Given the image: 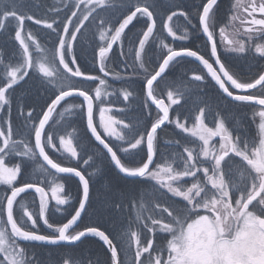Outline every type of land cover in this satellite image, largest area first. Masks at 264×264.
Here are the masks:
<instances>
[{
    "label": "trees",
    "instance_id": "1",
    "mask_svg": "<svg viewBox=\"0 0 264 264\" xmlns=\"http://www.w3.org/2000/svg\"><path fill=\"white\" fill-rule=\"evenodd\" d=\"M130 0H105L103 10L97 8L93 13L97 19L84 29L89 37L88 43L77 49V63L81 65L82 70L87 69L88 74L102 75L99 72L98 47L103 46L100 40V31L98 28L100 21H105V27L109 30L108 35L114 34L112 31L118 27L123 18L135 10L129 8ZM132 3L137 0H131ZM207 0H143L142 6L152 5L149 9L153 11V19L156 21L153 36L146 44L140 57H136L139 51L138 40L142 36V31L146 30L147 24L151 23L147 17L134 19L133 23L125 29L121 40L113 46L109 58L105 61L106 72H112V75L104 77L107 79V85L101 86L98 81L83 83L79 79L67 80L64 72L60 71L61 65L51 61V53L55 47H58V41L55 32L45 27L44 23L36 24V20L54 23V28L62 30V23H66L71 16L72 11H77V15L84 12L87 5L80 3L79 9L75 7L77 0H0V9L15 4L20 9L21 14L31 16L32 19H25L23 29H19L15 20L5 22L6 27L0 29V87L9 83V77L13 69H21L26 55L23 46L16 38V32L21 31L22 35L28 39L29 54L32 62L35 57L44 58L48 67L55 74V81L52 78L44 76L39 71L37 65L27 69L28 75L23 79H18L6 92V97L10 105H5L0 110V130L12 129L11 141L15 142L14 152L5 157V163L12 167L17 163L21 164V173L13 185H7L0 182V204L3 205V211H0V217L5 225V231L9 234L11 241L17 249H24L25 264L34 261L35 264H112L111 254L102 240L95 236L85 237L76 244H56L46 245L36 241H22L11 234V225L6 223V199L11 195L12 187H21L24 183H39L49 193V207L47 217L49 222L54 225L66 223L75 209L79 206V200L82 198V184L72 176L59 175L48 169L41 161L37 148L35 147L34 125L38 126V121L43 116L48 105L59 93V81L80 85L83 84V90L89 91L95 101L94 122L100 134L108 140L114 148H127V141L134 142L138 138L137 133L150 130L151 122H154L161 113L154 108L147 100L146 86L144 77L147 73H154L158 70L159 64L167 55L169 47L179 50L180 48H190L200 52L206 59L212 60L210 45L202 33L199 15L202 14L203 5ZM237 0H219L214 8L215 27L211 28L214 32V39L217 43V49L221 61L228 64L232 74L241 82H253L264 71V53L260 60L257 59V69L253 65L244 64L239 53L231 52L227 55L225 45L227 40L225 34L248 33L249 27L239 20H227V17L237 18L239 9L236 7ZM171 22L167 17L172 13ZM181 13H187V17ZM75 21V17H72ZM92 19V17H90ZM189 21H191L189 23ZM87 23V22H86ZM171 24L176 36L173 37L167 31V24ZM247 26V25H246ZM220 28H224V35L219 33ZM71 31V28H70ZM258 32V31H256ZM187 36V39L184 37ZM39 43L40 47L36 45ZM264 46V39L256 40V44ZM253 46L245 47V54L249 55ZM231 57L233 64L227 63L228 57ZM58 59V57H57ZM179 62H173L166 73L160 78L153 88V94L158 99H164L167 104L171 101L167 98L169 91L176 92L178 89L182 92L179 97V105H171L169 122L157 132L155 162L151 170L155 171L157 165H171L176 172L184 170V161L187 154L183 151L185 147L193 150L194 156L200 152L202 142L192 133H186L179 129L174 121L178 118L186 127L191 128L195 123L194 117L199 115L198 109H205V123L209 127H214L219 119L223 117L226 126L233 131V135H241L248 141V149L259 147L261 138L258 130V121L254 119L253 113L259 107L246 103L233 101L220 90L218 85L210 78L206 70L194 59L189 57L178 58ZM259 60V62H258ZM127 61V63H124ZM141 61L143 68L140 67ZM95 64V67L93 66ZM243 65V72H239L236 66ZM71 66V65H70ZM115 73H120L117 77ZM194 74L203 75L204 81H195ZM101 88L102 96L99 100L95 98V89ZM64 90H68L65 88ZM132 93L127 100L124 99V91ZM256 95H264L260 89L252 92ZM175 98V97H174ZM103 101V103H101ZM147 101V103H145ZM84 104L79 97H71L64 100L51 121L49 122L45 134V150L54 160L63 167H76L84 172L90 181V197L86 207V212L79 222L71 229L82 231L86 227H99L105 231L117 249L122 264H132L135 258L137 248V236L140 238V247L145 246L147 239L153 237L147 233L141 224L146 222V218L152 216L158 219L154 210L155 204L159 203L166 207L168 203H182V198L174 197L167 189L163 188L156 180H145L144 178H128L120 174L113 165L108 153L93 138L87 128L86 107L81 109L76 107ZM101 107L110 108L108 116H113L117 121H123V124H117V131L124 134V141H120L116 136H108L99 124V109ZM31 112L32 118L29 119L28 113ZM218 114V115H217ZM131 129L132 131H129ZM52 136V144H47L46 137ZM72 139L73 145L77 148L78 158L70 157L63 146L59 144V137ZM0 138V143H2ZM31 149L35 155L22 156L21 154ZM89 155L93 160L88 165L83 164V160ZM121 160L126 166H139L146 161L147 149L146 143L142 144L136 150H130L124 154L118 151ZM232 154H230L231 156ZM202 163L198 167H209L211 174V158H205L203 155L197 156ZM227 159V158H226ZM239 157H235L232 163L233 179L241 184L248 183L244 180L250 178L249 172L255 175L250 167H245L246 162L241 163ZM222 162V167H223ZM243 173V176L241 175ZM227 178V177H226ZM197 179L204 183L206 177L202 173L197 174ZM194 182L191 177L173 182V186L184 190L190 187ZM58 183L64 184V191L59 193L61 196L71 197L67 205H58L55 197L51 194L52 188ZM209 185H207L208 188ZM160 189H163L161 193ZM23 205V208L21 207ZM26 211H31L37 220V225L33 227L30 221L21 222V216ZM39 213V194L35 191H25L17 197L13 206L14 219L20 227L25 230H39L41 235H53L51 229L43 224ZM142 216L145 219H138ZM170 236L167 233L158 231L155 234V240L160 245L166 246ZM155 247V244H154ZM155 255V253H153ZM147 254L141 256L144 260ZM0 262L10 264L5 254L0 253Z\"/></svg>",
    "mask_w": 264,
    "mask_h": 264
},
{
    "label": "snow or ice",
    "instance_id": "2",
    "mask_svg": "<svg viewBox=\"0 0 264 264\" xmlns=\"http://www.w3.org/2000/svg\"><path fill=\"white\" fill-rule=\"evenodd\" d=\"M80 3L87 5L84 12L77 15V11H72L71 16L67 22L62 23V30L54 28V23H48L46 21L36 20V24L44 23L47 29L55 32L58 47H55L51 53V61L62 68L60 71L64 72L67 80L79 79L83 83L98 81L99 85L106 86L107 77L112 75V72H106L105 61L109 58V53L113 50V45L117 44L121 40L122 34L134 19H138V14L141 17H147L151 20V23L147 24L146 30L142 31V36L138 40L139 51L136 52V57H140V53L144 51L146 44L149 43L150 38L153 36L154 28L156 25L155 19H153V11L149 9L152 5L142 6L143 0H137V2H129V8L134 7L135 10L130 11V14L126 15L118 27H115L112 31L114 34L109 36L108 29L105 27V21L101 20L98 28L102 29L99 33L100 40L103 41V46L98 47L99 72L102 75L88 74V70H82L81 65L77 63V49L83 47L89 41V37L84 29L88 28L93 20L97 19L93 16V13L97 8L105 6V0H77L75 7L79 9ZM218 5V0H207L203 5L202 14L199 15V20L202 24L203 33L207 34V40L210 41V53L215 58L214 63L218 65V69L214 67V64L206 59L200 52L192 50L190 48H180L179 50L169 47L167 49V55L163 58L162 63L159 64L158 70L154 73H147L144 77L146 86V96L155 103L157 108L162 112L154 122L150 124V130L137 133L138 138H134V142L127 141L128 147L119 149L114 148L106 138L102 137L100 132L97 131V126L93 123V107L94 97L90 95L89 91L83 90V84L76 85L71 83H65V81H59V93L55 95V99L48 105L47 110L43 112L42 118L38 121V126L34 125L35 134V147L39 150V155L43 157L53 169L59 173L74 174L79 178L82 184V198L79 200V206L75 209L74 214L62 225H54L49 222L47 217L49 200V193L45 188L40 186L39 183H24L22 187H12L11 195L6 199V223L11 225V234L15 238H21L26 241H43L51 244H57L62 241L75 242L79 241L86 235H92L102 240L105 245L110 249L112 264H122L118 257L117 245L113 242L114 238H110L105 231L99 227H86L82 231H74L69 233V229L81 219L82 213L86 212V205L89 203L90 181L86 177L85 173L80 171L76 167H63L61 164L54 162L45 150V143L42 142V133L45 129V125L49 123L53 112L56 110V106L60 105L62 101L67 97L78 96L83 99L84 104L78 105L81 109L86 106V119L87 126L94 136L95 140L103 146V149L110 155L111 161L114 162L119 171L129 177H140L145 180H156L164 189H167L174 197L182 198V203H168L166 207L157 203L154 206L155 215L159 218H153L149 216L146 218V222L140 225L144 230L151 235L152 239H147L146 244L140 247V238L136 233L132 235L137 236L136 243L137 248L135 251V258L132 264H264V95L256 94H240L231 91L228 83L237 90H249L256 89L260 86L261 90H264V74H260L253 82H241L230 73L225 64L221 61V58L217 52V43L214 39V32L210 28L215 27L216 13L214 8ZM236 7L239 9L243 7L245 12H248V7L242 5L237 0ZM252 13L259 11L264 14V2H261L259 6L255 4L254 0L251 4ZM187 17V13H181ZM177 13L173 12L172 15L167 17V21L171 22L173 16ZM72 17H75L73 21ZM92 17V19H90ZM32 19L31 16H26L20 13V9L13 4L12 6L0 9V29L6 27L5 22L8 20H15L19 29H23L25 19ZM235 19V17H233ZM87 22V23H86ZM191 21H189L190 23ZM251 23L253 25H259L264 28V19L253 18ZM167 31L173 37L176 36V32L173 31L171 24H167ZM71 28V31H70ZM224 28H220L219 33L224 35ZM249 31H253L249 29ZM16 38L23 46L26 60L20 67L24 69L23 74L18 77L17 73L20 69H13L9 77V83L4 87H0V110L4 106L10 105L9 99L6 97V92L14 84L17 83V79H23V76L28 75L27 69L35 67L32 62L31 55L29 54V46L23 38H21V31L16 32ZM187 39V36L184 37ZM40 47L39 43L36 45ZM226 50H231L237 53H244V43L239 40L229 39L225 45ZM257 52L264 53V46H257ZM184 56L193 57L198 60L211 78L216 82L220 89L227 94L228 97H232L235 101L239 102H255L260 106L258 116L261 118L259 123V129L261 138L259 140L260 147L258 149H252L251 152L248 149V141L243 139L239 134L233 135V131L226 126L225 119L221 117L219 122L214 127H209L205 123V109L203 107L198 109L199 115L195 116L196 123L188 128L184 123L177 118L174 123L179 129H182L186 133H192L199 137L202 141V147L197 156L203 155V157H212L211 174L209 167H198V163H202L194 156L193 150L185 147L183 151L187 154L184 161V170L182 172H176L171 165L164 167L163 165H157V170L150 169V165L153 164L154 156L157 152L156 140L157 130L169 121V111L171 105H179V97L182 92L178 89L175 93L169 91L167 98L171 101L170 104H166L164 99H158L153 94L154 82L159 83L158 78H162V74L166 72L173 62H179L178 58ZM58 57V59H57ZM127 63V61H124ZM71 65V66H70ZM95 67V64L93 65ZM140 67L143 68V62L141 61ZM39 71L44 76L56 79L53 70H51L46 63H40L38 65ZM117 77H120V73H115ZM195 81H204L203 75L194 74ZM67 88L68 90H64ZM124 99L127 100L132 95L129 91H124ZM102 96L101 88L95 89V98L97 100ZM175 97V98H174ZM103 103V101H101ZM147 103V101H145ZM110 108L101 107L99 109V124L103 131L108 133V136H116L120 141H124V134L117 131L116 125L123 124V121H117L113 116H106V113L110 112ZM218 115V114H217ZM29 119L32 118L31 112L28 113ZM171 122V121H169ZM129 131H132L129 129ZM12 129L9 126L7 134L4 130H0V182L7 185H13L17 180L18 175L21 173V164L17 163L12 167H9L5 163V157L12 154L15 149V142L11 141ZM219 137V149L213 151L208 146L213 138ZM47 144H51L53 148L56 147L52 144V136L46 137ZM146 143L147 158L145 162L139 164V166H126L122 162L118 151H122L124 154L129 153L130 150H136L139 146ZM59 144L63 146L66 153L70 154L72 158H78L79 154L77 148L73 145L72 139H65V137H59ZM230 153L232 154L230 156ZM35 155L31 149L22 153V156ZM235 157L242 158L241 163L246 162L245 167H250L254 171L249 172L250 184H241L233 179L232 163ZM227 158V159H226ZM93 160V156L89 155L87 159L83 160L84 165H88ZM223 162V167H222ZM202 173L206 177V181L201 183L197 179V174ZM243 176V173H241ZM184 177H191L194 182L190 187H186L181 190L180 187L173 186V182L179 181ZM227 177V178H226ZM211 185L210 188L207 185ZM27 189H34L39 194V217L42 219L43 224L51 229L53 235H41L39 230H25L20 227L17 220L14 219L13 206L17 197L21 193H24ZM64 191V184L58 183L52 188V195L55 197L58 205H67L70 203L71 197H65L59 195ZM163 193V189H160ZM23 208V205L21 204ZM0 211H3V205L0 204ZM21 222L30 221L31 225L35 227L37 220L34 218V214L31 211H26L21 216ZM138 219H145L142 216H138ZM2 221H0V252L5 253L10 264H25L24 249L12 248L11 245L5 246L8 243V237L4 229ZM160 231L167 233L170 239L167 240L166 246L160 245L155 240V234ZM155 244V247H154ZM11 249V250H10ZM155 253V255H153ZM147 254L144 260H141V256ZM3 264V262H0ZM28 264H35L34 261H29ZM67 264V261L65 262Z\"/></svg>",
    "mask_w": 264,
    "mask_h": 264
},
{
    "label": "flooded vegetation",
    "instance_id": "3",
    "mask_svg": "<svg viewBox=\"0 0 264 264\" xmlns=\"http://www.w3.org/2000/svg\"><path fill=\"white\" fill-rule=\"evenodd\" d=\"M239 2L242 5L248 7V12H245L243 7H241V8H239V11L236 14L237 18L233 19L230 16H228L227 20H239L245 25V27H249L253 31L248 32V33H239V34L238 33L237 34L233 33L232 35H229L228 33H226L225 34V38H226V40H229V39L239 40V41L244 43L245 47L253 46L254 47V49L252 50L253 52H251L249 55L245 54V52L244 53H239L238 55L241 57V60H242V62L244 64L247 62L248 64L253 65V67H255V69H257L259 67L257 65V59L260 60V56H261L262 53L256 51V48H257V46H259V44H257V45H255V44H256V40H259V39H262V38L264 39V29H261V28L259 29V28L256 27V25L251 24L252 19L253 18L256 19L258 17V14H256L257 11L255 13H252L251 4L253 3V0H239ZM254 2H255V4L258 7L261 2H264V0H254ZM210 30H211V28H210ZM256 31H258V32H256ZM231 52H234V51L227 50L226 53H227V55H231L230 54ZM234 53H237V52H234ZM218 54H219V52H218ZM232 60L233 59L229 56L228 60H227V63H229L230 65L233 64ZM259 60H258V62H259ZM209 61H211L215 65L213 57H212V60H209ZM225 66H226V68L229 67L228 64H226V63H225ZM236 67H237L236 69L239 72H243V70H244V66L243 65H239V66L237 65ZM228 69L230 71V68H228ZM230 73L232 74L231 71H230ZM263 73H264V71H263ZM228 86H229L231 91L237 92L230 86V84H228ZM257 89H260V87L257 88ZM257 89H255V90H257ZM254 91L248 92L247 94H253L252 92H254ZM260 91L264 92V90H261V89H260ZM237 102H239V101H237ZM249 104H251V103H249ZM257 107H259V106H257ZM259 110L260 109L255 110V112L253 113V117H254L255 120H257L260 123L261 122V118L258 116ZM259 123H258V130L260 132ZM210 164H212V160H211ZM244 181L248 182L250 184V178H248L247 180H244ZM209 187H211V185Z\"/></svg>",
    "mask_w": 264,
    "mask_h": 264
},
{
    "label": "water",
    "instance_id": "4",
    "mask_svg": "<svg viewBox=\"0 0 264 264\" xmlns=\"http://www.w3.org/2000/svg\"><path fill=\"white\" fill-rule=\"evenodd\" d=\"M219 1V0H218ZM200 26H201V30H202V24H201V22H200ZM202 33H203V31H202ZM203 35L205 36V38H206V40H207V34L206 33H203ZM208 41V40H207ZM208 43H209V45H210V41H208ZM114 46V45H113ZM217 52H218V50H217ZM184 57H188V56H184ZM189 58H192V59H194L195 61H197L202 67H203V65L198 61V60H196L195 58H193V57H189ZM213 59H214V61H215V58L213 57ZM211 62V61H210ZM214 67H216L217 69H218V65H214ZM204 68V67H203ZM205 69V68H204ZM206 70V69H205ZM167 71V70H166ZM207 72V71H206ZM166 73V72H165ZM164 73V74H165ZM164 74H162V76L164 75ZM264 74V73H263ZM209 76H210V74H208ZM210 78H211V76H210ZM160 78H158V80H159ZM212 79V78H211ZM213 80V79H212ZM214 81V80H213ZM215 82V81H214ZM216 83V82H215ZM228 84H230V82H227ZM156 84V82H154V85ZM231 86V85H230ZM219 87V86H218ZM232 87V86H231ZM260 86H257V88H259ZM233 88V87H232ZM256 88V89H257ZM234 89V88H233ZM222 92H223V90L222 89H220ZM235 91H237L238 93H240V94H247L248 92H251V91H254L255 89H249V90H237V89H234ZM224 93V92H223ZM226 96H227V94L226 93H224ZM72 97H78V96H72ZM228 97V96H227ZM68 98H71V97H67V98H65V100L66 99H68ZM80 98V97H79ZM228 98H230V99H232V100H234L232 97H228ZM55 99V98H54ZM82 99V98H81ZM83 100V99H82ZM147 100H148V102L154 107V108H156L160 113H161V115H162V112L157 108V106L155 105V103L154 102H152L151 101V99L150 98H147ZM235 101V100H234ZM63 102V101H62ZM61 102V103H62ZM84 102V101H83ZM85 103V102H84ZM165 103H166V101H165ZM247 103H251V104H253V105H255V106H259L258 104H256L255 102H247ZM51 104V103H50ZM167 104V103H166ZM60 105H58V106H56V110L53 112V114H52V117L54 116V114H55V112L57 111V109H58V107H59ZM86 107V106H85ZM260 107V106H259ZM47 110V109H46ZM94 111H95V101H94V107H93V123L95 124V122H94ZM52 117H51V119H52ZM169 117H170V112H169ZM51 119L49 120V122L51 121ZM86 123H87V119H86ZM168 123V121H166L165 122V124L164 125H162L161 126V128H159L158 130H157V132L160 130V129H162L166 124ZM49 124V123H48ZM48 124H46L45 125V129H44V131H43V133H42V142L44 143V134H45V131H46V128H47V126H48ZM87 128H88V126H87ZM88 131L90 132V134H91V131H90V129L88 128ZM97 131H98V129H97ZM92 135V134H91ZM93 136V135H92ZM102 136V135H101ZM103 137V136H102ZM93 138H94V136H93ZM95 139V138H94ZM98 142V141H97ZM99 143V142H98ZM102 146V145H101ZM103 147V146H102ZM105 150V149H104ZM106 151V150H105ZM37 152H38V155H39V150L37 149ZM109 155V154H108ZM39 157H40V159H41V161L44 163V165L48 168V169H50L51 171H53V172H55V173H57V174H59V175H64V176H72V177H75V178H77L78 180H79V178L78 177H76L74 174H67V173H59V172H57L55 169H53L52 167H51V165H49L46 161H44L43 160V157L42 156H40L39 155ZM109 157H110V155H109ZM154 162H155V156H154V160H153V164H154ZM112 163H113V165L115 166V168L119 171V169L116 167V165L114 164V162L112 161ZM153 164L152 165H150V169L152 168V166H153ZM120 172V171H119ZM120 174H122L123 176H125V177H128V178H140V177H129V176H126L125 174H123V173H121L120 172ZM80 181V180H79ZM22 187V186H21ZM26 191H35L34 189H27ZM89 197H90V192H89ZM86 207H87V205H86ZM6 216H7V213H6ZM82 216H83V213H82ZM81 216V217H82ZM79 222V221H78ZM77 222V223H78ZM74 227V226H73ZM70 231H71V229H69V233H70ZM88 236H92V235H86L85 237H88ZM85 237H82L79 241H75V242H69V241H62V242H59V243H57V244H60V243H62V244H76V243H78V242H80L81 240H83ZM19 239H21V238H19ZM22 241H26V240H23V239H21ZM36 242H39V243H42V244H46V245H56V244H51V243H48V242H43V241H36ZM104 243V242H103ZM105 244V243H104ZM107 247V246H106ZM108 248V247H107ZM108 250H109V252H110V249L108 248ZM110 254H111V252H110ZM118 257H119V260H120V256H119V252H118Z\"/></svg>",
    "mask_w": 264,
    "mask_h": 264
},
{
    "label": "rangeland",
    "instance_id": "5",
    "mask_svg": "<svg viewBox=\"0 0 264 264\" xmlns=\"http://www.w3.org/2000/svg\"><path fill=\"white\" fill-rule=\"evenodd\" d=\"M256 14H258V17L256 18V19H264V14H262V13H260L259 11H257L256 12ZM252 24V23H251ZM256 27L257 28H261V29H264V28H262L261 26H259V25H256ZM21 38H23L24 40H25V42L27 43L28 42V39L27 38H25L23 35H22V33H21ZM36 59L33 61V64H35V65H37V67H38V65L40 64V63H46V65L48 66V63L45 61V59L44 58H41V57H35ZM20 71H22L21 69H20ZM20 71L17 73V75H18V77L19 76H21L22 74L20 73ZM23 73V72H22ZM19 79V78H18ZM17 79V80H18ZM108 113H106V116H108L107 115ZM260 136H261V134H260ZM196 137H198V136H196ZM199 138V137H198ZM202 142V141H201ZM219 143H220V138L219 137H215V138H213V140L210 142V144H209V148L210 149H212L213 151H217L218 149H219ZM259 147H260V144H259ZM258 147V148H259ZM231 154V153H230ZM207 158H212L211 156L210 157H207ZM164 167H167V166H164ZM157 170V169H156ZM182 179H184V178H182ZM181 179V180H182ZM0 221H2V218L0 217ZM3 222V221H2ZM3 226H4V229H5V225L3 224ZM6 230V229H5ZM6 235H7V237H8V243L5 245L6 247L8 246V245H11L12 246V248H15V249H17V247L15 246V244L11 241V239H10V236H9V234H7L6 233ZM11 250V249H10ZM0 253H3V252H0ZM3 254H5V253H3ZM6 256V255H5Z\"/></svg>",
    "mask_w": 264,
    "mask_h": 264
}]
</instances>
